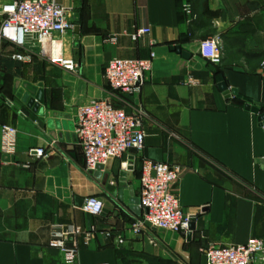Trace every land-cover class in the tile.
Returning a JSON list of instances; mask_svg holds the SVG:
<instances>
[{
    "label": "crops",
    "instance_id": "crops-1",
    "mask_svg": "<svg viewBox=\"0 0 264 264\" xmlns=\"http://www.w3.org/2000/svg\"><path fill=\"white\" fill-rule=\"evenodd\" d=\"M57 2L70 10L74 28L27 46L36 54L33 63L13 59L16 48L3 43L0 123L18 134L9 156L0 131V264H66L49 246L54 225L97 227L90 240L80 237L74 264H208L201 250L208 242L264 239V0ZM184 3L196 19L183 13ZM4 19L0 2V27ZM143 27L151 32L133 40L131 33ZM210 35L221 39L220 64L199 54ZM151 52L154 66L141 91L114 93L108 62ZM64 57L75 59L76 71L60 64ZM220 74L241 97L220 90ZM40 90L43 102L35 110L29 100ZM104 98L128 112H147L145 147L88 172L77 106ZM248 100L261 104L260 113L246 108ZM39 148L44 155H36ZM144 159L181 165L173 190L195 217L191 238L148 224L133 230L145 215L139 205ZM126 161L129 170L122 168ZM88 196L104 201L102 215L83 210Z\"/></svg>",
    "mask_w": 264,
    "mask_h": 264
},
{
    "label": "built area",
    "instance_id": "built-area-1",
    "mask_svg": "<svg viewBox=\"0 0 264 264\" xmlns=\"http://www.w3.org/2000/svg\"><path fill=\"white\" fill-rule=\"evenodd\" d=\"M1 12L5 15L0 27V75L3 43L12 44L16 51L11 57L24 63H33L35 52L27 46L44 45L55 34L64 35L74 28L70 10L57 0H0ZM182 11L196 19L192 5L184 3ZM150 27H143L131 33L133 40L148 35ZM115 40V38H113ZM200 56L213 63L222 62V45L215 35L200 41ZM156 58L151 52L148 58L115 57L108 62L105 77L112 91L118 95L141 91L147 73ZM60 64L70 71L77 70L72 57H64ZM148 116L143 109L128 112L116 106L112 98L94 100L77 106L76 132L82 147L85 169L97 171L112 159H121L130 151L141 152L145 147L144 121ZM3 152L12 156L16 152L18 129L10 124L0 123ZM38 156L45 154L44 148L35 149ZM264 160V157L263 159ZM130 164L122 163L124 170ZM181 165L144 159L141 168L139 205L145 211L142 219L133 224V230L141 233L149 222L151 226L172 232H190L192 214L185 213L180 199L173 190L181 174ZM100 197L85 198L83 210L100 216L104 211ZM97 231L96 226L83 229L76 224L54 225L49 246L62 252L66 264H74L80 251V237L90 240ZM111 235V232H107ZM208 264H264V239L251 237L242 244L217 245L208 242L202 248Z\"/></svg>",
    "mask_w": 264,
    "mask_h": 264
},
{
    "label": "water",
    "instance_id": "water-1",
    "mask_svg": "<svg viewBox=\"0 0 264 264\" xmlns=\"http://www.w3.org/2000/svg\"><path fill=\"white\" fill-rule=\"evenodd\" d=\"M217 80L219 82V88L222 92H224V94L227 97H231L232 95H238L237 94V90L236 89H231L227 83L224 81V77L223 75H218L217 76ZM239 97H241V95H238ZM43 102V91L40 90L39 93L37 94L36 97H32L29 100V106L30 107H34L35 110H37L40 106V103ZM246 108L255 112V113H260L261 110V104L258 102H253L251 100H248L247 104H246ZM260 121L262 122V125L264 126V114L260 115ZM101 168V167H100ZM149 226L151 225L149 222L147 223ZM196 230V226H195V217L192 218L191 223H190V232L188 233V238L192 237L193 232Z\"/></svg>",
    "mask_w": 264,
    "mask_h": 264
},
{
    "label": "trees",
    "instance_id": "trees-1",
    "mask_svg": "<svg viewBox=\"0 0 264 264\" xmlns=\"http://www.w3.org/2000/svg\"><path fill=\"white\" fill-rule=\"evenodd\" d=\"M192 24L194 25L195 24V21L192 22ZM192 35H193V31H192ZM211 37L214 36V35H210Z\"/></svg>",
    "mask_w": 264,
    "mask_h": 264
}]
</instances>
